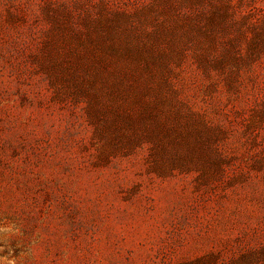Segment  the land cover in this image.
<instances>
[{
	"label": "rangeland",
	"instance_id": "374dc122",
	"mask_svg": "<svg viewBox=\"0 0 264 264\" xmlns=\"http://www.w3.org/2000/svg\"><path fill=\"white\" fill-rule=\"evenodd\" d=\"M0 264H264V0H0Z\"/></svg>",
	"mask_w": 264,
	"mask_h": 264
}]
</instances>
